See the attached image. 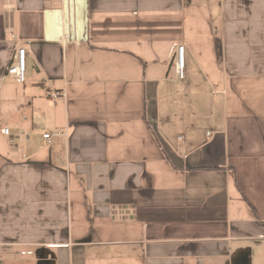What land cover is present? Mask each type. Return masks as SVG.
<instances>
[{"label":"crops","instance_id":"obj_1","mask_svg":"<svg viewBox=\"0 0 264 264\" xmlns=\"http://www.w3.org/2000/svg\"><path fill=\"white\" fill-rule=\"evenodd\" d=\"M0 264H264V0H0Z\"/></svg>","mask_w":264,"mask_h":264},{"label":"built area","instance_id":"obj_2","mask_svg":"<svg viewBox=\"0 0 264 264\" xmlns=\"http://www.w3.org/2000/svg\"><path fill=\"white\" fill-rule=\"evenodd\" d=\"M184 50L185 48L183 45L177 46L174 54V58L176 59L174 72H176V76L179 80H181L184 77V72H183ZM12 62L13 63L7 69V75L15 77L18 81L22 82L24 79L23 75L25 71V49L23 47L16 49L13 55ZM61 97L62 94L60 93L52 92L50 94V98L52 99H59ZM1 132L3 134H7L6 129L1 130ZM58 136H62V133L57 131L54 132L52 135L51 134L43 135V139L49 142L53 137H58Z\"/></svg>","mask_w":264,"mask_h":264}]
</instances>
